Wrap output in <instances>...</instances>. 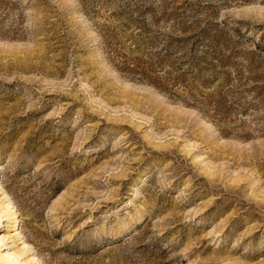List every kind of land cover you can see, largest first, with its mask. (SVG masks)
Wrapping results in <instances>:
<instances>
[{"label":"rangeland","instance_id":"obj_1","mask_svg":"<svg viewBox=\"0 0 264 264\" xmlns=\"http://www.w3.org/2000/svg\"><path fill=\"white\" fill-rule=\"evenodd\" d=\"M0 187L21 262L264 264V0H0Z\"/></svg>","mask_w":264,"mask_h":264},{"label":"bare ground","instance_id":"obj_2","mask_svg":"<svg viewBox=\"0 0 264 264\" xmlns=\"http://www.w3.org/2000/svg\"><path fill=\"white\" fill-rule=\"evenodd\" d=\"M1 189V187H0ZM7 214H10V218L7 217ZM18 214L17 211L10 205V202L7 204L2 203V199H0V250H4L7 248V242L9 239H13L20 235V231L18 230ZM9 222L10 225V235H8L7 226L4 225V222ZM5 226V227H4ZM9 228V227H8ZM11 248V247H8ZM13 256V257H12ZM0 264H28L27 262H21L15 256V252L11 251L10 253H0Z\"/></svg>","mask_w":264,"mask_h":264}]
</instances>
